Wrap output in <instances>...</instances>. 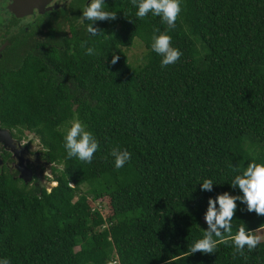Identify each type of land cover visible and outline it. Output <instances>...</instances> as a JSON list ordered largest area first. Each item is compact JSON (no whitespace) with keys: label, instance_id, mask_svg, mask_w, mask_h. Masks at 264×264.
I'll return each instance as SVG.
<instances>
[{"label":"trees","instance_id":"trees-1","mask_svg":"<svg viewBox=\"0 0 264 264\" xmlns=\"http://www.w3.org/2000/svg\"><path fill=\"white\" fill-rule=\"evenodd\" d=\"M84 6L74 4L72 18L64 13L70 31L49 13L43 49L0 73V128L19 142L33 134L56 182L50 189L35 177L26 183L8 151L1 153L0 259L264 264V240L244 256L233 255L231 241L213 254L189 255L207 229L209 198L242 195L231 187L234 177L251 162L264 164V0H182L170 32L151 13L138 18L131 0H105L116 19L94 22L97 36L87 32L91 21L81 22ZM156 28L182 53L165 68L151 48ZM136 40L146 48L139 65L126 53ZM76 120L98 141L91 163L64 148ZM116 148L131 153L120 169L110 155ZM205 179L214 183L210 192L201 190ZM104 199L107 217L95 206ZM236 203L232 234L243 225L263 235L264 216Z\"/></svg>","mask_w":264,"mask_h":264},{"label":"clouds","instance_id":"clouds-1","mask_svg":"<svg viewBox=\"0 0 264 264\" xmlns=\"http://www.w3.org/2000/svg\"><path fill=\"white\" fill-rule=\"evenodd\" d=\"M131 4L137 7L136 16L138 18L145 19L149 13L160 17L169 32L175 29L176 22L182 12V0H131ZM82 17L81 22L83 20L92 22L88 24L87 32L91 36H97L101 31L93 27V23L115 20L116 12L105 10V0H91L84 7ZM81 47L85 48L87 55L95 54L94 48L87 47V41H84ZM151 48L162 57V68L175 64L182 55L177 48L172 46V37L167 32L161 33L158 28L154 29ZM118 60L119 56L113 55L111 63L115 64ZM64 148L69 158L76 157L82 162L91 163L94 154L99 149V144L93 133L88 131L82 122L76 120L71 122L67 129L64 136ZM110 155L114 157L116 169L122 168L131 159V153L126 149H113ZM230 167H233V171H238L234 166ZM213 185L211 179H205L200 184L202 191L209 192L212 191ZM68 186L74 187L71 183ZM231 187L238 188L242 195L234 196L225 192L217 195L215 199L209 198L204 215L207 229L204 230L203 238L196 241L191 247L189 255L196 252L213 254L219 243L228 244L231 241L235 248L233 255L239 253L244 256L245 247L248 251H253L264 240V236L258 234L261 228L250 231L242 225L234 235L232 234V220L237 209V201L244 203L248 212L264 216V164L249 163L242 174L234 177ZM0 264H10V261L7 258L0 259Z\"/></svg>","mask_w":264,"mask_h":264},{"label":"flooded vegetation","instance_id":"flooded-vegetation-1","mask_svg":"<svg viewBox=\"0 0 264 264\" xmlns=\"http://www.w3.org/2000/svg\"><path fill=\"white\" fill-rule=\"evenodd\" d=\"M79 1L80 0H0V73H3L2 69H4V71L7 70L8 68L6 67H13L14 63L22 57L30 53H37V51L43 49V46L41 47L40 44L44 42L47 43L48 40V29L46 28L49 13L54 17H58V22L65 23L64 28L70 31L72 22H65L63 18L65 17L64 13L67 12L68 17L72 18L75 12V8L72 12V6L78 4ZM90 2L91 0H85V6ZM7 131L12 136L11 132L9 130ZM12 138L19 146L21 142L14 137ZM27 149H29L28 146ZM5 150L11 155L10 159H15L16 154H11V152L14 151L0 144V155ZM20 153H22V151ZM28 161L31 162L32 159L29 158ZM41 163L42 165L48 166L49 164L51 166L47 161H45V163L41 161ZM13 165L16 166L14 161ZM31 167L34 171H37L36 167ZM35 178L39 181V178Z\"/></svg>","mask_w":264,"mask_h":264},{"label":"rangeland","instance_id":"rangeland-1","mask_svg":"<svg viewBox=\"0 0 264 264\" xmlns=\"http://www.w3.org/2000/svg\"><path fill=\"white\" fill-rule=\"evenodd\" d=\"M76 12V11H75ZM129 61L134 65H139L143 62L144 56L146 54L145 46L139 41L136 40L134 45L126 51ZM31 142L29 149H27V144ZM14 145L11 151H16L17 156L13 159L14 163L17 165L19 163V158L22 159L24 165L28 166L32 171V180L30 181L32 185L36 184V180H33L34 177L39 178V183L43 187H48L49 189L53 186H56V182L53 181V174L51 171V166L42 165L41 161L45 163V159L43 158V148L39 143V140L31 133L27 132L25 138L17 145V142L14 141ZM21 147V149H20ZM22 153H20L21 151ZM14 152H11L13 155ZM40 157V158H39ZM31 158L32 161H28ZM31 166L37 168V171H34ZM95 206L102 210L104 217H107L110 208L107 199L103 201H97ZM264 235V234H263ZM262 235V236H263Z\"/></svg>","mask_w":264,"mask_h":264},{"label":"water","instance_id":"water-1","mask_svg":"<svg viewBox=\"0 0 264 264\" xmlns=\"http://www.w3.org/2000/svg\"><path fill=\"white\" fill-rule=\"evenodd\" d=\"M36 1V0H35ZM0 144H3L6 148L12 150L14 145V140L7 130L0 129ZM17 156V152L14 150ZM4 164V161L0 155V166ZM19 171V177L25 180L26 183L30 182L33 178L31 169L24 165L22 159L19 158V163L16 165Z\"/></svg>","mask_w":264,"mask_h":264}]
</instances>
